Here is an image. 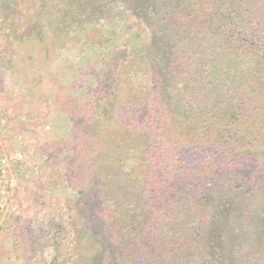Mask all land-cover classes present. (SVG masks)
Here are the masks:
<instances>
[{
	"label": "trees",
	"instance_id": "1",
	"mask_svg": "<svg viewBox=\"0 0 264 264\" xmlns=\"http://www.w3.org/2000/svg\"><path fill=\"white\" fill-rule=\"evenodd\" d=\"M117 6L150 48L71 100L78 213L51 264H264V0H40L36 19L60 38ZM239 53L255 68L220 79Z\"/></svg>",
	"mask_w": 264,
	"mask_h": 264
},
{
	"label": "rangeland",
	"instance_id": "2",
	"mask_svg": "<svg viewBox=\"0 0 264 264\" xmlns=\"http://www.w3.org/2000/svg\"><path fill=\"white\" fill-rule=\"evenodd\" d=\"M8 1L0 15V154L11 163L0 171V264H51L71 248L69 217L78 213L66 167L73 98L96 89L104 66L125 52L143 55L151 38L119 6L59 38L49 18L36 19L40 0ZM256 64L239 53L215 74L239 82Z\"/></svg>",
	"mask_w": 264,
	"mask_h": 264
},
{
	"label": "built area",
	"instance_id": "3",
	"mask_svg": "<svg viewBox=\"0 0 264 264\" xmlns=\"http://www.w3.org/2000/svg\"><path fill=\"white\" fill-rule=\"evenodd\" d=\"M18 157L20 158V155H18ZM10 163L11 160L0 154V171L2 173H4L5 169L9 167Z\"/></svg>",
	"mask_w": 264,
	"mask_h": 264
}]
</instances>
